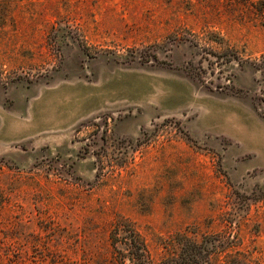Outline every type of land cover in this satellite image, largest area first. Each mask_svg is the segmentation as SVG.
<instances>
[{
  "label": "rangeland",
  "instance_id": "1",
  "mask_svg": "<svg viewBox=\"0 0 264 264\" xmlns=\"http://www.w3.org/2000/svg\"><path fill=\"white\" fill-rule=\"evenodd\" d=\"M106 77L142 89L29 137L0 122V264H119L123 221L153 263L191 238L264 264V154L221 131L264 126V0H0L1 113Z\"/></svg>",
  "mask_w": 264,
  "mask_h": 264
},
{
  "label": "crops",
  "instance_id": "2",
  "mask_svg": "<svg viewBox=\"0 0 264 264\" xmlns=\"http://www.w3.org/2000/svg\"><path fill=\"white\" fill-rule=\"evenodd\" d=\"M114 84H118L122 89L126 90H131V88L142 89L140 80L135 83L134 79L130 80L125 77L119 80L106 77L90 83L83 81L59 83L52 87L44 88L32 95L30 100L25 103L22 115H16L18 113L12 114L8 110L3 111L4 113L0 112V115H4L0 122L7 126L5 136L7 139H19L54 128L73 126L82 119L99 111L113 99ZM158 92H160L158 98L160 103H162L163 97L167 93L162 90ZM139 93L143 95L145 91L143 90ZM173 98L175 102L173 104H165L166 106H163L164 109H172L185 102L179 101L178 96L171 97V99ZM165 99H170V97ZM16 108L18 107H15V111ZM250 117L251 121H255L252 123L253 125H246V120L240 121V116L235 112L223 115L222 119H224L223 124L225 127L221 131L240 141L243 146L259 149L264 154V126L259 125L260 121L255 114L251 113Z\"/></svg>",
  "mask_w": 264,
  "mask_h": 264
},
{
  "label": "trees",
  "instance_id": "3",
  "mask_svg": "<svg viewBox=\"0 0 264 264\" xmlns=\"http://www.w3.org/2000/svg\"><path fill=\"white\" fill-rule=\"evenodd\" d=\"M124 222V221H123ZM123 222L115 223L112 231V245L115 242L121 240L124 245V249H117L119 264H214L213 252L209 251V243L207 240L195 241L190 238V241L183 243L182 239H179V252L176 256L166 258L160 263H153L149 260L145 246L140 239L138 233L129 223ZM125 232V235H117L118 232ZM114 247V246H113ZM115 249V247H114ZM224 260L222 264H238L234 260ZM244 264V263H243Z\"/></svg>",
  "mask_w": 264,
  "mask_h": 264
},
{
  "label": "bare ground",
  "instance_id": "4",
  "mask_svg": "<svg viewBox=\"0 0 264 264\" xmlns=\"http://www.w3.org/2000/svg\"><path fill=\"white\" fill-rule=\"evenodd\" d=\"M40 97H41V95H40ZM255 127V126H254ZM249 131V130H248ZM250 133V132H249Z\"/></svg>",
  "mask_w": 264,
  "mask_h": 264
}]
</instances>
